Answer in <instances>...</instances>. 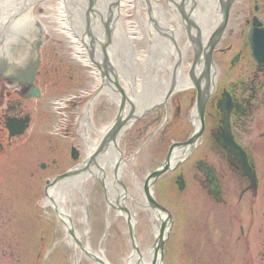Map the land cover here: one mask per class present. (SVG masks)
<instances>
[{"label":"rangeland","instance_id":"1","mask_svg":"<svg viewBox=\"0 0 264 264\" xmlns=\"http://www.w3.org/2000/svg\"><path fill=\"white\" fill-rule=\"evenodd\" d=\"M59 44V41L54 43L51 40L44 47L46 53L56 57L53 60L56 63H53L55 67H51L58 69L60 64V71L64 73L67 70L66 65H70L73 67L74 75L68 77L50 75V84L49 78L44 76L46 79L43 97L38 103L39 110L34 113L28 131L23 136L12 139L10 144L5 141L3 149L0 150V264H71V250L65 244L66 233L53 210L45 202L43 188L47 179L62 174L73 165L67 156L69 144L66 140H70L67 138L70 134L63 130L58 134L56 132V127L62 125L60 118L63 120L66 112L71 113L73 117L75 114L81 116L86 110L84 106L88 99L78 102L79 106L72 110L60 112H53L52 103L58 99L65 100L68 96H83L94 85L87 76H83L84 69L66 56L70 51L67 49V52L61 51ZM61 61L64 63H60ZM69 76L74 77L72 81L69 80ZM186 95L187 93H181L178 100L186 99ZM101 100L104 99H98L96 103L99 105ZM209 106L208 103L207 108L211 109ZM106 108H108L106 104L98 107L92 121L99 125L107 122ZM185 110V107L180 108L175 117L174 121H177V126L173 125L177 128L174 131L175 138L181 137L182 134L179 132L182 133L188 126ZM142 122H138L129 132L132 138L141 139L149 132L148 125ZM80 123L77 125L78 128ZM70 128L71 132L73 128L76 131L73 124ZM167 133L157 134L158 147L149 155L150 166L157 165L163 159L167 142L161 143L160 138L166 137ZM167 139L169 142L170 138ZM123 147L129 154L136 148L128 139ZM142 159L143 156L140 160ZM41 164L46 165L44 170L41 169ZM167 183V178L154 183L157 203L171 214L173 220V227L168 232L163 248L164 264H249L245 249H240L244 240L236 241V236L241 230L237 218H243L244 223L240 225L246 234L250 227L254 232L260 229L257 222L247 223V220L252 221L251 218L248 219L249 213H246L249 211L248 206L235 205L236 198L227 195L223 196L226 205L219 204L207 196L206 192L197 189L196 185L188 191L176 192ZM87 196L91 202L85 205L90 218L86 240L96 250L103 246L104 255L112 264H126L131 253L130 240L125 233L126 225L113 217V223L105 236L107 222L104 211L107 203L99 186L91 188ZM237 203L239 204L238 201ZM111 214L113 215V212ZM145 217L142 211L139 212L138 219L143 222L137 227L140 244L151 238V226L145 221ZM246 234L242 237L249 241ZM263 239L259 233H254L251 236L253 248L259 247L260 250V242ZM78 264L93 263L83 256L80 257ZM253 264L264 262L255 254Z\"/></svg>","mask_w":264,"mask_h":264},{"label":"bare ground","instance_id":"2","mask_svg":"<svg viewBox=\"0 0 264 264\" xmlns=\"http://www.w3.org/2000/svg\"><path fill=\"white\" fill-rule=\"evenodd\" d=\"M244 2L246 1L232 0L225 24L210 47L214 64L211 85L105 72L108 78L103 89L85 104L84 121L82 120L80 124L88 145L86 151L88 155L92 154L91 157L86 162V166L81 168L82 170L70 169L71 175L67 177H64V173L59 174L53 184H51L54 181L52 177L47 179L48 184L44 182L43 189L46 190L47 195L45 201L66 233L65 244L71 250V264H78L80 257L83 256L93 264H112L105 257L103 246L96 250L86 240L90 218L89 210L85 205L91 202L87 195L95 185L99 186L107 203L104 211L107 222L105 236L113 223V217L126 225L125 233L129 237L131 249L126 264H164L163 248L173 224L169 212L160 213L154 207L157 203L154 183L157 178L164 173L167 174L178 162L186 158L190 151H194L199 146V142H202L205 109L203 106L197 107L195 113L193 112L195 121L191 123L192 134L183 143V147L179 145L180 150L176 151L175 146L164 150V157L158 167L148 165V151L150 154L153 151L159 130L152 129L151 135L149 134L145 139L146 142L136 144L135 150L130 154L124 151L123 140L138 121H143L142 124L146 125V118L150 114L153 118L163 117L165 121L171 118L170 102L173 104L177 99L174 94L178 91L192 86L197 98L203 101L210 95L217 96L221 75L225 71L221 63L217 64L218 56L226 51L234 31L245 29L248 18L243 15L244 12L252 19L256 17L248 11ZM37 9L42 10L40 14L37 12L38 24L46 29L43 38H47L48 43L51 40L59 41V49L63 52H67L66 49L70 51L66 56L84 69L83 76L99 83V71H95L88 59L85 45L77 42L69 27L63 1L39 0L36 2V11ZM253 22L257 25L255 19ZM251 32L252 26L248 30L250 41ZM38 62L40 60L36 59L35 67L38 66ZM98 83L95 87H98ZM171 84L174 86L170 90ZM32 89L37 91L33 86ZM102 98L104 100L98 105L97 100ZM105 104L108 107V112L105 114L108 116L105 120L108 121L99 125L92 121L95 119L94 112ZM156 108L160 112H157ZM150 110L152 111L148 112ZM142 156L143 159L140 160ZM177 157L179 160L176 159ZM243 169L245 168L241 170ZM148 197L152 204L147 201ZM141 211L146 216L145 221L151 226V238L144 244H140L137 232L138 224L143 223L138 219Z\"/></svg>","mask_w":264,"mask_h":264},{"label":"flooded vegetation","instance_id":"3","mask_svg":"<svg viewBox=\"0 0 264 264\" xmlns=\"http://www.w3.org/2000/svg\"><path fill=\"white\" fill-rule=\"evenodd\" d=\"M245 1L244 4L248 11L256 15L254 19L257 25H254V19L244 12L243 15L248 18L245 29L234 31V36H230L232 41L227 45L226 51L218 56L217 64L221 63L225 71L221 75L222 80L217 96L210 95L205 104L203 140L199 142V146L194 151H190L186 158L178 162L160 179L167 178L168 186L176 192L188 191L196 185L197 189L206 192L207 196L212 198L217 196L219 204H225L223 196L227 195L236 198L239 204L236 201L235 205L248 206L249 211L246 213H249L247 214L248 219L251 218L252 221L247 220V223L257 222L260 229L254 232L250 227L246 234L240 225L244 223L243 218H237L241 230L236 236V241L244 240L240 249H245L249 264H253L255 254L260 256L261 261L264 262V62L254 57L248 30L252 26L251 36L257 35L258 38H262V35L264 37V0ZM1 54L5 57L8 71L7 77L0 80V143L5 134L4 123L7 118L21 119L39 110L38 103L43 97L45 79L50 80L51 71L46 55L41 50L36 51L34 44L13 45ZM36 58L40 62L35 67L32 61ZM19 73L23 78L17 76ZM32 86L40 92L37 99L31 97L34 96ZM181 93H187V95L186 99L182 98L179 101L178 96ZM174 97L177 99L173 104L170 102L171 118L165 121L163 117L160 119L159 116L153 118L151 114L148 115L146 125H148L147 131L149 132L146 131L147 133L141 139L132 138L128 133L123 144L128 139L133 145H140L146 142V137L154 129L159 130L157 134L160 135L168 132L166 137L160 138L161 143L167 142L165 150L171 146H175L176 151L180 150L178 145L185 143L192 134L197 94L190 86L175 93ZM208 103L211 109L207 108ZM181 106L186 109L188 126L182 133L179 132L182 134L181 137L175 138L174 131L177 128L173 125L177 126V121L174 120ZM167 138H170L169 142ZM157 141L155 137L153 151L158 147ZM148 155H150L149 151ZM176 159L179 160L178 157ZM148 165L150 166L149 157ZM160 165L161 162L155 166ZM242 168L245 169L241 170ZM208 169L214 175L217 186L215 193L209 188ZM224 188H226L225 191ZM213 200L216 201L214 198ZM254 233H259L263 239L260 242V250L259 247L253 248L251 236ZM245 234L247 238L249 237V241L242 237Z\"/></svg>","mask_w":264,"mask_h":264},{"label":"water","instance_id":"4","mask_svg":"<svg viewBox=\"0 0 264 264\" xmlns=\"http://www.w3.org/2000/svg\"><path fill=\"white\" fill-rule=\"evenodd\" d=\"M37 1L0 0V51L17 29L13 19L18 14L27 17L23 43L38 42V35L43 38L46 29L38 24ZM62 1L73 35L85 45L90 63L103 77L110 72L211 85L210 47L232 0ZM5 61L1 54L0 68ZM17 128L11 134H21L23 124ZM85 166L86 162L79 168ZM147 201L152 204L150 197ZM154 207L165 212L157 204Z\"/></svg>","mask_w":264,"mask_h":264}]
</instances>
